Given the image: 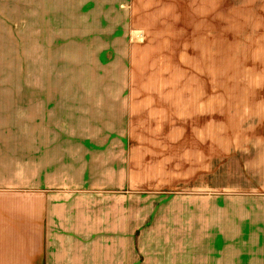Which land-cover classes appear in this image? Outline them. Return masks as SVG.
Instances as JSON below:
<instances>
[{"label": "crops", "instance_id": "1", "mask_svg": "<svg viewBox=\"0 0 264 264\" xmlns=\"http://www.w3.org/2000/svg\"><path fill=\"white\" fill-rule=\"evenodd\" d=\"M123 1L130 24L84 26L81 87L22 94L0 56V264H264V99L220 122L217 89L138 61L162 30Z\"/></svg>", "mask_w": 264, "mask_h": 264}, {"label": "rangeland", "instance_id": "2", "mask_svg": "<svg viewBox=\"0 0 264 264\" xmlns=\"http://www.w3.org/2000/svg\"><path fill=\"white\" fill-rule=\"evenodd\" d=\"M119 1L20 0L9 5V0H0V56L22 59V94L36 88L81 87L89 76L83 67L88 50L82 48L92 35L84 26L97 30L100 25L130 24L126 12L116 15ZM123 2L124 10L132 4L137 29L162 30L151 33L138 61L147 62V54H152L156 66L163 62L178 74L172 88L217 89L220 122L236 127L244 119L242 111L264 99L259 96L264 94V0H218V15L211 23L205 16L204 21L196 17L211 9L200 0ZM187 70H195L200 79H183Z\"/></svg>", "mask_w": 264, "mask_h": 264}]
</instances>
